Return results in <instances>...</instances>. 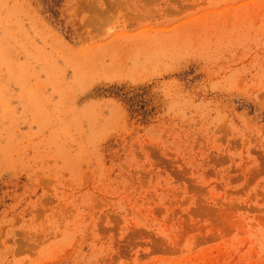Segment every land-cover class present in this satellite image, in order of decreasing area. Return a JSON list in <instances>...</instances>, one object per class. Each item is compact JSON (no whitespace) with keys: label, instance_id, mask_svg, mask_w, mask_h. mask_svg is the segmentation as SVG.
I'll use <instances>...</instances> for the list:
<instances>
[{"label":"rangeland","instance_id":"rangeland-1","mask_svg":"<svg viewBox=\"0 0 264 264\" xmlns=\"http://www.w3.org/2000/svg\"><path fill=\"white\" fill-rule=\"evenodd\" d=\"M0 264H264V0H0Z\"/></svg>","mask_w":264,"mask_h":264}]
</instances>
